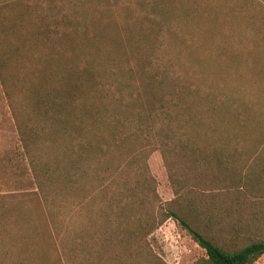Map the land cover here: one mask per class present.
<instances>
[{"label":"rangeland","instance_id":"1","mask_svg":"<svg viewBox=\"0 0 264 264\" xmlns=\"http://www.w3.org/2000/svg\"><path fill=\"white\" fill-rule=\"evenodd\" d=\"M66 3L69 7L81 6L79 11L87 15L76 16V22L61 34L55 45L33 41L29 34L24 42L21 57L25 65L19 63L17 70L29 76L28 86L33 93L65 94L76 89L79 79L84 81L82 92H88L87 79L93 74L97 79H105L111 67L122 66V62L137 56L163 59L172 65L173 77L195 86L190 90L195 98L191 95L189 107L202 121L199 133L204 147L217 141L233 143L239 134L236 111L244 108L249 110V121L239 138L249 154L264 152V0H66ZM153 6L160 10H151ZM87 69L93 74H87ZM34 100L32 97L28 102L26 119L35 118ZM19 145L0 84V264H69L72 260L73 264H198L207 258L206 252L176 221L169 219L146 240H140L141 246L127 250L113 243L102 251V263L95 254L94 263L76 261L78 251L72 248L74 253H68L69 247L75 238L82 236L78 233L86 226L101 219L102 210L108 211L113 219H119L120 215L123 222L134 221L136 216L128 207L122 211L105 207L103 196L96 198L87 211L80 201L92 183L87 178L80 182L77 201L71 199L68 204L65 191L53 196L52 205L47 207L27 161L18 158ZM256 159L251 166L258 162ZM170 163L171 173L160 151L151 154L149 166L156 181L157 199L153 204L147 201L143 207L152 205L155 211L162 207L184 215L190 212L189 203L193 201L194 211L198 210L194 225L208 235L221 234L223 238L234 236L232 229L239 220L254 219L248 208L243 214L237 213L242 207L232 208L234 190L227 179L216 183V179L197 171L174 150ZM124 181L135 188L132 177L124 174L121 182ZM135 191L145 199L143 192ZM175 191L185 197L177 199ZM194 193L204 195L197 199ZM73 216L78 224L69 232ZM254 226L259 228L258 223ZM255 264H264V256Z\"/></svg>","mask_w":264,"mask_h":264},{"label":"trees","instance_id":"2","mask_svg":"<svg viewBox=\"0 0 264 264\" xmlns=\"http://www.w3.org/2000/svg\"><path fill=\"white\" fill-rule=\"evenodd\" d=\"M65 1L0 3V84L18 134V158L27 161L47 207L52 205L53 196L65 191L68 204L71 199L77 201L80 182L87 178L91 186L80 198L87 211L96 198L103 196L105 207L112 211L128 207L136 216L134 221L123 222L120 215L113 219L102 210L101 219L78 233L82 236L74 239L70 252H65L74 253L73 248L78 251L76 261L86 263H94L95 254L102 263V251L107 246L116 243L127 250L141 246L140 240L143 242L173 219L206 252L207 258L198 264H255L264 256V152L249 154L239 138L247 130L249 110L236 111L239 134L233 143L217 141L204 147L199 133L202 121L189 107L190 99L195 98L194 91L190 94L194 84L173 77L172 65L163 59L140 56L111 67L105 79H97L87 69V74H93L87 79L88 92H82L84 81L79 79V90L33 93L28 86L29 76L17 70L19 63L25 65L21 53L28 34L33 41L55 45L76 22V16L87 15L79 11L81 6L69 7ZM151 10L160 9L153 6ZM32 97L35 118L26 119L24 114ZM173 150L197 171L216 179V183L227 179L234 190L232 208L242 207L239 214L249 210L254 219L239 220L232 229L234 236L223 238L221 234L208 235L194 225L198 210L194 211L193 201L189 203L190 212L184 215L162 207L155 211L152 205L143 207L147 201L153 204L157 199L156 181L149 166L151 154L160 151L171 173ZM256 157L258 162L251 166ZM124 174L135 180V188L121 182ZM135 189L144 193V200ZM194 194L197 199L204 195ZM175 195L177 199L185 197L180 191ZM100 202L103 204L102 199ZM71 220L76 223L70 222L69 232L78 224L74 216ZM243 232L246 235L240 236Z\"/></svg>","mask_w":264,"mask_h":264}]
</instances>
